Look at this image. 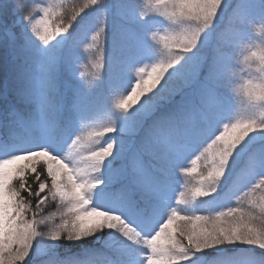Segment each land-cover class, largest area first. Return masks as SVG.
<instances>
[{"label":"snow or ice","instance_id":"snow-or-ice-1","mask_svg":"<svg viewBox=\"0 0 264 264\" xmlns=\"http://www.w3.org/2000/svg\"><path fill=\"white\" fill-rule=\"evenodd\" d=\"M148 4L151 15L122 29L118 55L97 49L85 81L62 41L89 5H125L89 0L65 21L53 5L37 19L22 0H0V20L14 14L0 25V264H264V47L242 56L256 67L237 85L240 115L229 90L230 51L264 25V0ZM100 89L118 95V111L85 130L107 110ZM194 173L169 195L177 174L191 184ZM50 202L59 222L41 231ZM197 202L207 215L177 207Z\"/></svg>","mask_w":264,"mask_h":264},{"label":"trees","instance_id":"trees-1","mask_svg":"<svg viewBox=\"0 0 264 264\" xmlns=\"http://www.w3.org/2000/svg\"><path fill=\"white\" fill-rule=\"evenodd\" d=\"M3 2L11 4L14 2V0H3ZM22 2L28 5L34 15L39 12V8L53 5L54 11L59 16L63 17L65 21H67L68 19H70V16L73 13L74 9L78 10L79 7L89 3V0H22ZM104 3H110L114 5L123 4L125 5V7L120 9L119 11H117L115 8L110 11H105L102 7L98 8L96 6L89 5V7L85 9V11L88 13L85 19L90 20L94 18L95 21L100 22L99 28L101 34L97 39V45H91L90 43L85 42L83 38H81L79 29L80 23L76 24L75 22V31L70 29V32H72V36L66 42L62 41L65 49L71 52L72 58L76 62V78L79 80L88 81L94 78L93 74L96 73L97 70L92 67V64L94 63L95 59L101 55V52L97 51L98 48L102 49L105 56L109 59L118 55L121 43L122 29H127L128 27L132 26V21L136 14L141 12H148L149 15L152 14L150 5L148 4V0H98V4L103 5ZM13 16L14 14L10 12L7 17H5L3 20H0V25H3L5 23L10 25L13 21ZM36 18L38 19L39 15H36ZM79 19L80 18L78 17L77 20L79 21ZM260 25L264 27V25ZM149 26L152 27L153 31L160 32L163 27H167V22L161 19L158 24H154V22L150 20ZM123 35H127V32L125 31ZM156 51V57H154L152 62H155V60L162 58L161 56H159L161 49L157 47ZM138 66L143 67L145 65L140 64ZM98 75L101 78L107 77V65L105 69L99 70ZM131 75L134 82L136 78L135 69L132 70ZM97 94L106 98L107 110L102 108L101 110L96 112L94 119L83 122L81 124V127L85 130L89 128H102L110 120L114 119L111 113L114 111H118L114 108V103L115 100L118 99V95L105 93L103 89L98 90ZM196 204L200 205L197 202L193 204L192 207ZM201 204V206H205L204 203ZM56 208L57 206L55 202H50L49 205L41 213V215L43 216L46 213H50ZM40 230L42 231V227Z\"/></svg>","mask_w":264,"mask_h":264},{"label":"rangeland","instance_id":"rangeland-1","mask_svg":"<svg viewBox=\"0 0 264 264\" xmlns=\"http://www.w3.org/2000/svg\"><path fill=\"white\" fill-rule=\"evenodd\" d=\"M12 24V23H11ZM100 22L95 21L94 19L88 21L84 20L80 22V34L81 38L84 39L85 42L90 43L91 45L95 44L97 45V40L93 41L92 37L96 35V33L99 32L100 36V28H99ZM249 35L248 37L241 41L236 47H234L230 54L235 57V68L233 69L234 75L232 77V83L230 84V91L233 95V101H234V115H240L243 113V106L241 103V100L239 96L236 95L237 85L239 82L242 81V79L246 78V76L250 73L255 72V65H253L252 69H248L246 66H244L242 61L243 54H246L248 49L257 50L259 48L264 47V27L260 25V23L255 24L248 30ZM222 127V126H221ZM218 134V133H217ZM210 142V141H209ZM207 144H202L199 146V148L193 152L191 155L188 156V159H186L183 163L186 167H191V159L195 158V155H198L200 151H203V148L206 147ZM65 154L67 153V147H65ZM207 164V161L205 159H201V161L198 162V170L199 167H203ZM198 179L196 177L195 173L193 174V180L191 184L187 183V179L182 174H177V177H175L172 181V188L169 192V195L174 196L175 198H179V192L180 191H186L187 188L185 185L187 184V187H192L195 184V180ZM200 204V203H199ZM223 204L225 206L231 205L235 206L234 204V197L231 199H226L223 201ZM193 204H189L187 206L177 205V207L183 208L185 212L188 214H198V215H207L208 209L207 205L205 206H193ZM58 209H54L50 213H46L43 215L44 218H46V226L42 225V231H47L48 228H50L53 223H58Z\"/></svg>","mask_w":264,"mask_h":264}]
</instances>
